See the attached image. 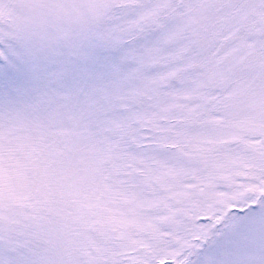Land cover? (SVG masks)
I'll return each instance as SVG.
<instances>
[{
  "label": "snow or ice",
  "instance_id": "obj_1",
  "mask_svg": "<svg viewBox=\"0 0 264 264\" xmlns=\"http://www.w3.org/2000/svg\"><path fill=\"white\" fill-rule=\"evenodd\" d=\"M0 264H264V0H0Z\"/></svg>",
  "mask_w": 264,
  "mask_h": 264
}]
</instances>
